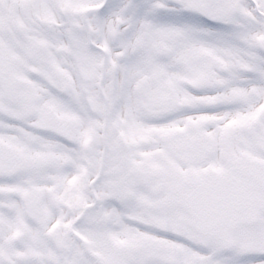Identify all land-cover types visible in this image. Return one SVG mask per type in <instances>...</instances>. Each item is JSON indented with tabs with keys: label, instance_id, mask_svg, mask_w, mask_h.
Here are the masks:
<instances>
[{
	"label": "snow or ice",
	"instance_id": "snow-or-ice-1",
	"mask_svg": "<svg viewBox=\"0 0 264 264\" xmlns=\"http://www.w3.org/2000/svg\"><path fill=\"white\" fill-rule=\"evenodd\" d=\"M0 264H264V0H0Z\"/></svg>",
	"mask_w": 264,
	"mask_h": 264
}]
</instances>
